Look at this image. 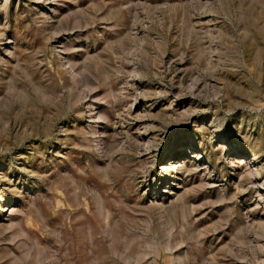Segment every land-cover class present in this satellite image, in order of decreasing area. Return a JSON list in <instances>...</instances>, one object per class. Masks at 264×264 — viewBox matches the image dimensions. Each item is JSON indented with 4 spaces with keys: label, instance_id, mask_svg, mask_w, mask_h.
<instances>
[{
    "label": "rangeland",
    "instance_id": "374dc122",
    "mask_svg": "<svg viewBox=\"0 0 264 264\" xmlns=\"http://www.w3.org/2000/svg\"><path fill=\"white\" fill-rule=\"evenodd\" d=\"M0 264H264V0H0Z\"/></svg>",
    "mask_w": 264,
    "mask_h": 264
}]
</instances>
